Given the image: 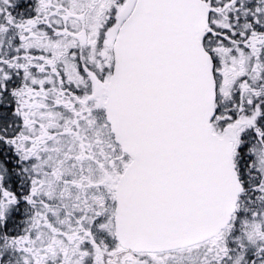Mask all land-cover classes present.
Wrapping results in <instances>:
<instances>
[{"label":"snow or ice","instance_id":"obj_1","mask_svg":"<svg viewBox=\"0 0 264 264\" xmlns=\"http://www.w3.org/2000/svg\"><path fill=\"white\" fill-rule=\"evenodd\" d=\"M0 264H264V0H0Z\"/></svg>","mask_w":264,"mask_h":264}]
</instances>
